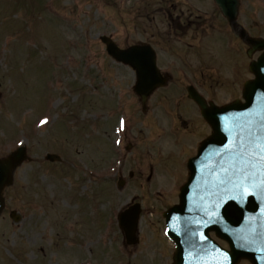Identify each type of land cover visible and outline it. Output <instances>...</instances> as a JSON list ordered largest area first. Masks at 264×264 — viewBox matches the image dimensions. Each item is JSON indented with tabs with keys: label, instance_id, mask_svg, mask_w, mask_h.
Masks as SVG:
<instances>
[{
	"label": "rangeland",
	"instance_id": "obj_1",
	"mask_svg": "<svg viewBox=\"0 0 264 264\" xmlns=\"http://www.w3.org/2000/svg\"><path fill=\"white\" fill-rule=\"evenodd\" d=\"M115 1L128 8L117 9L108 0H97L99 5L96 0H0V157L25 147L31 158L5 193L0 264H125L150 258L154 244L147 240V251L125 252L116 217L133 198L146 211L177 199L187 158L209 136L186 88L194 86L217 105L240 96L238 50L233 55L223 50L234 39L227 44L221 37L229 33L213 18L212 5L202 8L207 23L168 42L155 11L132 9L142 0ZM244 5L250 9L252 0ZM153 16L155 22H148ZM102 35L121 47L158 39L160 66L172 80L151 100L147 115L133 92V72L106 55ZM248 77L244 72L242 79ZM121 118L126 127L117 132ZM48 153L59 154L63 165L47 163ZM121 176L127 185L119 191ZM13 210L21 216L18 223L10 219ZM85 221L92 222L90 230ZM151 234L159 238L150 226Z\"/></svg>",
	"mask_w": 264,
	"mask_h": 264
},
{
	"label": "water",
	"instance_id": "obj_2",
	"mask_svg": "<svg viewBox=\"0 0 264 264\" xmlns=\"http://www.w3.org/2000/svg\"><path fill=\"white\" fill-rule=\"evenodd\" d=\"M219 8L224 12V14L228 15L231 20L235 19V14L237 10V2L236 0H215ZM102 41L107 46L108 53L115 58L117 61L127 64L134 68L137 74V83L135 86V92L141 97L143 106H146L147 98L159 87H164L167 84L165 78L162 77L159 70L156 66V56L153 49L150 46H134V48H138L144 51L152 65L155 67L158 78L155 85L150 90H138V85L140 84V72L139 70L127 63L125 60L119 59L114 53L124 52L118 49V47L108 38L103 37ZM133 48V47H131ZM127 51V50H125ZM259 66V70H258ZM251 70L257 74V80L254 82H250L246 84L244 97L246 103L244 105L234 103L232 105L223 107V108H208L204 102V100L199 97L192 89H189L190 98L195 100L202 109V114L209 121L214 129V133L212 137H210L204 144L199 152L198 157L192 159L189 164L190 170V178L186 186L182 188L181 192V205L175 207L168 215V218H171L173 215L178 217L179 227L176 225H171L170 236L177 241L178 244L187 245L188 243H193L196 238L192 236V226L191 223L193 221L194 214H198L200 208L204 205V198L209 199L211 194V190L214 191L217 189L221 191L217 186V176L221 175V165L227 166L229 162V157L225 156L224 159H220V157L216 156L214 153L218 149H222V147L230 142V139H237L238 127L236 130L230 135L229 133L224 131V120L223 117H237V119L233 120L232 123L240 126V118L238 116L244 115L243 123H244V137H247V130L249 125V113L256 112L257 109L261 112H264V61L263 59L259 64L253 63L251 66ZM209 111L211 112L212 118L209 119ZM25 149L19 150L17 153L12 155L6 160L0 161L4 164V172L2 178H0V212L2 209V191L3 189L11 184V177L14 169L20 165L25 159ZM48 159L53 160L54 157L49 156ZM11 162V163H9ZM213 191V192H214ZM212 192V193H213ZM219 193V192H218ZM211 201V205H214L219 202ZM252 201V198H251ZM249 202L244 204L245 207L240 209L237 205L238 199L233 200L229 198H225V201L222 207L218 210L219 219L224 221L223 226L226 228L225 237L232 245V252L230 254L231 264H235L239 258L241 257H249L254 260V253H258L256 248H248L246 246H241V240L238 238L237 232L239 231L238 226H245V218L253 215L258 208L257 202ZM126 216V215H125ZM124 216V222L121 223L122 227H126L125 229H130L131 226L127 227L124 223L126 222ZM243 221V225L241 222ZM221 223V222H220ZM219 223V224H220ZM218 225V224H215ZM219 228V226H216ZM190 230V231H189ZM134 232L133 230H131ZM188 233L187 235L185 233ZM128 236L132 233L127 231ZM195 238V239H194ZM244 241V240H243ZM240 246L244 249H240ZM183 248H180V251ZM261 257V256H260ZM179 261L178 264H181V256L180 254L176 257ZM259 257H257L258 259Z\"/></svg>",
	"mask_w": 264,
	"mask_h": 264
},
{
	"label": "snow or ice",
	"instance_id": "obj_3",
	"mask_svg": "<svg viewBox=\"0 0 264 264\" xmlns=\"http://www.w3.org/2000/svg\"><path fill=\"white\" fill-rule=\"evenodd\" d=\"M114 54L139 70L140 84L138 85V90H150L155 85L158 73L144 51L133 47L127 51ZM208 115L209 119H211L210 111ZM248 116L250 119L247 137H241L237 133V139H230L228 144L214 153L220 159H224L225 156L229 157L227 166L221 165V175L217 176V186L222 192L219 196V202L214 205L213 211L205 213L207 216L206 220L192 221L191 223L206 228L210 223L218 222V210L222 207L225 197L236 200L243 199L248 195H256L259 199L264 200V114L257 112L255 114L249 113ZM235 119L237 118L223 117L224 131L230 135L238 127L232 123ZM45 123H47V120L41 121V124ZM125 127V120L121 118L117 132L124 131ZM19 143L23 145L25 141L21 139ZM116 143L119 144L120 141L116 140ZM3 172L4 164L0 162V178H2ZM251 231L254 232L255 230L252 229ZM185 234L187 235L188 233L186 232ZM193 235L197 234L193 233ZM197 238L205 242L208 240V236L203 233H200ZM238 238L245 241L249 240L248 236L240 234H238ZM220 251L222 260L219 264H229L228 253Z\"/></svg>",
	"mask_w": 264,
	"mask_h": 264
},
{
	"label": "flooded vegetation",
	"instance_id": "obj_4",
	"mask_svg": "<svg viewBox=\"0 0 264 264\" xmlns=\"http://www.w3.org/2000/svg\"><path fill=\"white\" fill-rule=\"evenodd\" d=\"M244 1L242 0L239 12L240 26H246L248 28L247 31L250 34L252 33L251 35L255 38L264 37V0H252L250 9L245 7ZM149 6L162 18L163 24L168 26V35L172 37L178 38V36L186 34L190 28L197 26V22L194 23L192 21L195 9V4L192 0H181V2L180 0H159L149 4ZM245 20L251 22V24L249 23L248 25ZM252 27L253 32H251ZM239 41L244 44L243 41ZM159 223V221H149L147 219L142 221V225L146 227L150 225L159 227ZM164 251L163 247L158 248L155 245L150 254L151 258L148 260L141 259L140 262L143 264H169L171 259L161 258Z\"/></svg>",
	"mask_w": 264,
	"mask_h": 264
}]
</instances>
